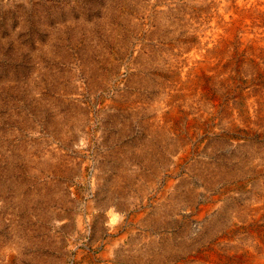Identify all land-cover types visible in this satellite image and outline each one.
I'll return each instance as SVG.
<instances>
[{
  "label": "rangeland",
  "instance_id": "1",
  "mask_svg": "<svg viewBox=\"0 0 264 264\" xmlns=\"http://www.w3.org/2000/svg\"><path fill=\"white\" fill-rule=\"evenodd\" d=\"M263 30L264 0H0V264H264Z\"/></svg>",
  "mask_w": 264,
  "mask_h": 264
},
{
  "label": "bare ground",
  "instance_id": "2",
  "mask_svg": "<svg viewBox=\"0 0 264 264\" xmlns=\"http://www.w3.org/2000/svg\"><path fill=\"white\" fill-rule=\"evenodd\" d=\"M256 4V3H255ZM234 13V12H233ZM264 31V30H263ZM262 39V38H261ZM264 43V42H263ZM263 230V229H262Z\"/></svg>",
  "mask_w": 264,
  "mask_h": 264
}]
</instances>
